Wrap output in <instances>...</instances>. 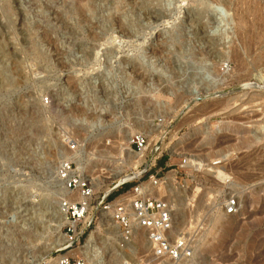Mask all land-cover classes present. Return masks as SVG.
Instances as JSON below:
<instances>
[{"label": "rangeland", "instance_id": "1", "mask_svg": "<svg viewBox=\"0 0 264 264\" xmlns=\"http://www.w3.org/2000/svg\"><path fill=\"white\" fill-rule=\"evenodd\" d=\"M136 133L163 156L115 196L164 169L193 246L170 264H264V0H0V264L64 254L58 167L95 184L96 217L142 174L118 155Z\"/></svg>", "mask_w": 264, "mask_h": 264}, {"label": "built area", "instance_id": "2", "mask_svg": "<svg viewBox=\"0 0 264 264\" xmlns=\"http://www.w3.org/2000/svg\"><path fill=\"white\" fill-rule=\"evenodd\" d=\"M67 143L72 152L78 150V145L73 141ZM126 147L130 155L142 159L139 166L142 174L121 185L117 183L110 192H106L96 204L100 209L96 217L90 214L95 184L72 161L60 164L58 179L65 191L61 200V213L66 224L62 229L65 241L57 252L64 254L42 264H167L192 256L191 235L181 233L174 236L171 203L153 191L164 188L166 184L165 177L159 178L163 168L151 174L147 183L139 182L122 195L115 196L122 186L140 181L146 173L155 169L163 156L161 147L149 149L148 138L141 133L132 135ZM226 158L215 160L209 166H223L229 161ZM189 164L188 159L183 160L185 167ZM239 205L237 196L229 197L224 205L225 214H238ZM109 225L113 231L111 237L107 236Z\"/></svg>", "mask_w": 264, "mask_h": 264}, {"label": "bare ground", "instance_id": "3", "mask_svg": "<svg viewBox=\"0 0 264 264\" xmlns=\"http://www.w3.org/2000/svg\"><path fill=\"white\" fill-rule=\"evenodd\" d=\"M245 25H247L246 23H245V21H241V27L245 30ZM236 58L237 59H239L240 61H242L241 60V58L238 56V55H236ZM129 140L130 139H128L127 140V142H126V144H128V142H129ZM118 155L120 156V157H122V158H124V156L125 155H129V156H132V155H130L129 153H128V151H127V147L125 146V147H121L120 148V150L118 151ZM136 159H138L139 157L138 156H134ZM142 162V159H139V163H141ZM192 163H194L193 161H192ZM195 164V163H194ZM139 165V164H138ZM137 165V166H138ZM136 178H139V175H135L134 174V176H131V175H128V176H126V177H124L123 178V180H121V184L123 183V182H127V181H132V180H134V179H136ZM122 179V178H121ZM162 189L161 188H157V189H153V191L155 192V194H157L158 195V193H160V191H161ZM77 199H80V197L78 196V195H76L75 196ZM110 225H109V231H108V235L107 236H109V237H111L112 235H113V231H111L110 230ZM92 239H93V237H92ZM95 239H97V237L95 236ZM145 240V239H144ZM106 244V243H105ZM143 244H144V241H143ZM87 246V245H86ZM104 248V247H103ZM87 251H85V253H86ZM170 263H172V262H168L167 264H170Z\"/></svg>", "mask_w": 264, "mask_h": 264}]
</instances>
